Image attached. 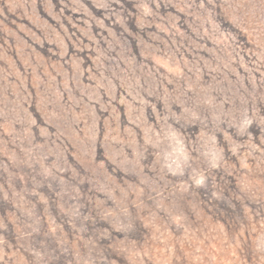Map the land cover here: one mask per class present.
<instances>
[{
	"label": "rangeland",
	"instance_id": "obj_1",
	"mask_svg": "<svg viewBox=\"0 0 264 264\" xmlns=\"http://www.w3.org/2000/svg\"><path fill=\"white\" fill-rule=\"evenodd\" d=\"M0 264H264V0H0Z\"/></svg>",
	"mask_w": 264,
	"mask_h": 264
}]
</instances>
